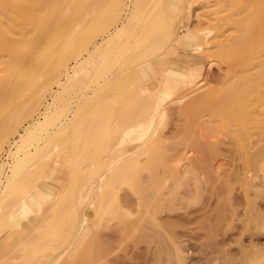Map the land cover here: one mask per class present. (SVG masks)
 Returning a JSON list of instances; mask_svg holds the SVG:
<instances>
[{
    "label": "bare ground",
    "instance_id": "obj_1",
    "mask_svg": "<svg viewBox=\"0 0 264 264\" xmlns=\"http://www.w3.org/2000/svg\"><path fill=\"white\" fill-rule=\"evenodd\" d=\"M197 2L209 11L193 25ZM177 112L220 117L245 179L264 173V145L247 151L264 136V0H0L4 264H74L105 222L134 215L126 187L155 224L145 197L174 159L161 145Z\"/></svg>",
    "mask_w": 264,
    "mask_h": 264
},
{
    "label": "rangeland",
    "instance_id": "obj_2",
    "mask_svg": "<svg viewBox=\"0 0 264 264\" xmlns=\"http://www.w3.org/2000/svg\"><path fill=\"white\" fill-rule=\"evenodd\" d=\"M208 11L207 6L194 3L193 25L204 21ZM198 120L182 112L167 119L162 130L167 137L161 145L166 157L171 161L187 156V160L169 163L167 158L165 167L158 169L159 180L154 178L159 181L158 187L153 183L158 191L150 175L142 173L143 181L152 186L146 190L148 196L142 194L149 204L157 205V222H149L146 207L140 209L138 194L124 188L122 199L134 215L123 226L105 222L95 231L98 243H93L94 236L86 252L75 256L74 264H176L175 260L179 264V247L186 255L183 264H264V173L251 169L252 176L257 175L246 180L247 167L253 166L246 163L245 150L236 145L234 128L227 129L215 115ZM188 122L193 125L185 129ZM251 133L247 151L254 153L264 145V136L257 130ZM12 252L0 256V264Z\"/></svg>",
    "mask_w": 264,
    "mask_h": 264
}]
</instances>
